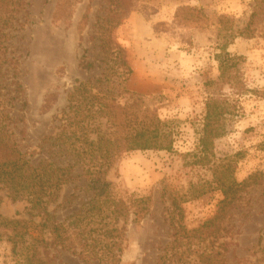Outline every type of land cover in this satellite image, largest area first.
Returning <instances> with one entry per match:
<instances>
[{"label": "rangeland", "instance_id": "374dc122", "mask_svg": "<svg viewBox=\"0 0 264 264\" xmlns=\"http://www.w3.org/2000/svg\"><path fill=\"white\" fill-rule=\"evenodd\" d=\"M25 1L26 21L13 44L27 100L18 124L24 150L31 152L55 132L67 93L79 82L92 84L93 92H110L119 104L154 109L172 130V151L125 153L105 175L115 197L150 198L149 213L137 222L130 217L126 231H120L112 249L119 264H154L172 240L170 218L176 221L178 212L187 228L215 212L222 196L214 189L212 170L192 163L186 153L195 150L206 99L218 93L227 96L232 114L215 141L213 158L237 154L236 180L255 173L260 180L240 193L228 218L230 231L220 241H226L229 264H264V0H131L132 8L128 0ZM181 5L195 10L176 17ZM111 40L125 50L127 73L118 64L110 70L114 63L105 55ZM224 52L236 56L228 73L247 91L238 93L227 83ZM41 152L35 149L38 156ZM69 173L57 201L46 206L47 223L56 219L66 225L73 219L78 237L95 244L109 228L107 212L89 211L95 191L87 190L82 167L77 164ZM6 194L0 189V214L28 218L26 203ZM48 230L43 235L50 240ZM46 258L52 264H98L51 246ZM0 264H16L6 239H0Z\"/></svg>", "mask_w": 264, "mask_h": 264}, {"label": "trees", "instance_id": "16d2710c", "mask_svg": "<svg viewBox=\"0 0 264 264\" xmlns=\"http://www.w3.org/2000/svg\"><path fill=\"white\" fill-rule=\"evenodd\" d=\"M128 1L127 8L134 7ZM26 5L25 0H0V189L12 200L24 201L28 208V218L0 214V239L11 243L16 264H52L46 258L50 246L70 251L86 262L119 264L121 259L112 249L118 245L120 231H126L130 217L137 222L149 213L150 198L115 197L108 189L105 175L125 153L172 151V130L154 109L134 103L119 104L110 92H93L92 84L79 82L67 93V104L54 126L55 132L43 136L36 146L42 150L40 156L35 153L36 148L31 152L24 150L18 139L24 130L18 124L24 119L20 112L27 100L19 77V55L15 54L13 44L18 29L25 24ZM186 10L195 8L181 5L176 9V17ZM108 44L111 46L106 47L109 51L105 57L114 63L110 70L118 64L123 72L130 71L124 48L112 40ZM187 45L191 47V42ZM234 57L228 52L222 57L226 81L243 93L248 89L228 73ZM231 114L232 106L225 94L207 98L195 150L186 153L192 157V163L210 166L212 170L214 189L222 196L215 212L196 228H187L180 222V212L176 221L171 217L172 240L162 248L154 264H229L224 253L226 241L220 239L230 231L228 218L241 200L240 193L260 181L256 173L243 181L236 180L237 154L213 158L215 141L224 135ZM262 145L264 150V142ZM77 164L88 180L87 190L95 191L89 211L98 216L107 212L109 219V228L95 244L92 238L78 237L79 233L71 227L73 219L66 225L56 219L47 223L51 215L46 206L57 201L62 186L71 178L70 170ZM172 206L174 210L178 207L175 201ZM120 221L122 224L117 226ZM47 226L50 240L43 235ZM96 247L102 253L98 254Z\"/></svg>", "mask_w": 264, "mask_h": 264}]
</instances>
